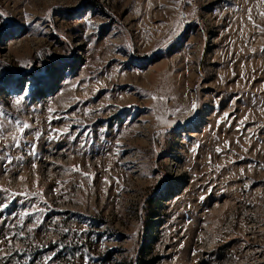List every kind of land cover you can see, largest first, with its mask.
Here are the masks:
<instances>
[{
	"label": "rangeland",
	"instance_id": "obj_1",
	"mask_svg": "<svg viewBox=\"0 0 264 264\" xmlns=\"http://www.w3.org/2000/svg\"><path fill=\"white\" fill-rule=\"evenodd\" d=\"M0 12V264H264V0Z\"/></svg>",
	"mask_w": 264,
	"mask_h": 264
},
{
	"label": "snow or ice",
	"instance_id": "obj_2",
	"mask_svg": "<svg viewBox=\"0 0 264 264\" xmlns=\"http://www.w3.org/2000/svg\"><path fill=\"white\" fill-rule=\"evenodd\" d=\"M5 15H6L5 13L0 12V17H3V16H5ZM262 15H264V13H262ZM154 98H155V97H154ZM15 103H16V104H20V103H21V100H20L19 98H17L16 101H15ZM196 107H197V105H196V104H193L191 110L194 111V110L196 109ZM0 114H2V113H0ZM30 127H31L30 125H28L27 123H24V124L21 126V132L23 133V131H24L25 129L30 128ZM65 131H67V130H65ZM13 139L15 140L16 138L13 137ZM15 146L18 147V146H19V142H17V144H16ZM34 147H35V146L33 145V148H34ZM9 162H10V159H9ZM0 191H7V190L0 189ZM8 206H9V204H8L7 201H4L3 203H0V209L5 208V207H8ZM29 231H31V229H29Z\"/></svg>",
	"mask_w": 264,
	"mask_h": 264
}]
</instances>
